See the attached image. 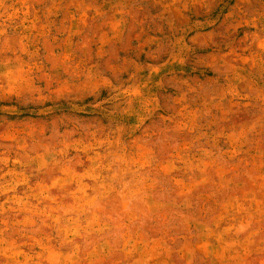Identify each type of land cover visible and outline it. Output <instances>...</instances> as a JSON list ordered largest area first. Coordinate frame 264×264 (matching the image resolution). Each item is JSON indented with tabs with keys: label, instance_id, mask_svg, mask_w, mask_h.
Masks as SVG:
<instances>
[{
	"label": "rangeland",
	"instance_id": "rangeland-1",
	"mask_svg": "<svg viewBox=\"0 0 264 264\" xmlns=\"http://www.w3.org/2000/svg\"><path fill=\"white\" fill-rule=\"evenodd\" d=\"M0 264H264V0H0Z\"/></svg>",
	"mask_w": 264,
	"mask_h": 264
}]
</instances>
